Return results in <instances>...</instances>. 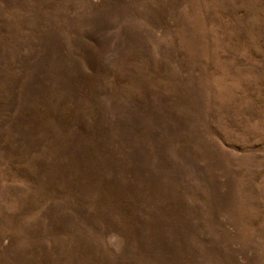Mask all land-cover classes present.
I'll return each mask as SVG.
<instances>
[{
  "label": "rangeland",
  "instance_id": "obj_1",
  "mask_svg": "<svg viewBox=\"0 0 264 264\" xmlns=\"http://www.w3.org/2000/svg\"><path fill=\"white\" fill-rule=\"evenodd\" d=\"M0 264H264V0H0Z\"/></svg>",
  "mask_w": 264,
  "mask_h": 264
}]
</instances>
